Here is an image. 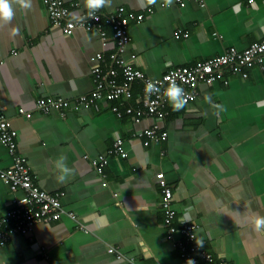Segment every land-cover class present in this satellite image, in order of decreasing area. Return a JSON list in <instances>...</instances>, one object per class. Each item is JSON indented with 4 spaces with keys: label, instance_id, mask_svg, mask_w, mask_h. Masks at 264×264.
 Here are the masks:
<instances>
[{
    "label": "crops",
    "instance_id": "1",
    "mask_svg": "<svg viewBox=\"0 0 264 264\" xmlns=\"http://www.w3.org/2000/svg\"><path fill=\"white\" fill-rule=\"evenodd\" d=\"M63 2L73 19L87 12L83 0ZM117 6L143 15L129 22L125 57L134 54L132 65L149 78L264 38V0H188L184 6L172 0L167 7L164 0H113L100 11L108 15ZM13 7V21L0 22V114L17 133L15 152L33 182L59 194L76 219L62 215L36 223L28 235L10 236L0 247V264H127L128 258L134 264H185L167 238L160 172L171 191L172 224H196L195 241L203 242L213 264H264V230L253 225L254 214L264 216V61L247 69L245 78L223 69L212 82L198 84L184 109L174 111L167 102L163 118L135 121L140 83L132 85L130 98L114 102L120 116L108 104L98 111L67 109L65 116L40 112L38 98L74 101L91 92L90 57L113 51L111 28L104 26V46L96 30L65 35L52 26L42 0L27 10ZM177 30L187 36L174 37ZM213 103L224 106L218 117ZM125 106L132 113H124ZM153 125L167 136L145 143L138 133ZM116 136L125 157L109 153ZM100 154L107 158L101 173L91 162ZM61 157L72 169L64 182L57 179ZM12 164L0 143V169ZM22 196L0 180V216ZM101 216L107 223L98 227Z\"/></svg>",
    "mask_w": 264,
    "mask_h": 264
},
{
    "label": "built area",
    "instance_id": "2",
    "mask_svg": "<svg viewBox=\"0 0 264 264\" xmlns=\"http://www.w3.org/2000/svg\"><path fill=\"white\" fill-rule=\"evenodd\" d=\"M42 1L51 25L59 28L65 35L71 34L76 28L96 30L101 36L102 45L106 46L107 36L104 30L106 25L111 28L115 48L107 56H104L102 52H96L90 57L93 89L89 94L80 95L74 101H69L60 96L38 98L35 107L40 112L56 110L61 116H65L67 109L98 111L102 105L105 107L108 104L109 109L120 116L121 111L114 102L130 98L132 85L140 83L142 94L139 99L140 108L134 110L135 121L144 115L163 118L166 114L167 100L162 93L170 83L167 78L175 80L176 84L184 89L189 97V102L195 98L199 83L212 82L222 74L223 69L245 78L247 77V69L264 61V38H262L242 50L229 46L222 54L197 61L192 65L173 67L160 77L149 78L132 65L130 60L134 58V54H130L128 58L125 57L126 47L131 40L128 33L129 22L141 21L142 14H125L124 7L117 6L108 15L102 14L99 10L91 18L85 12L80 18L73 19L69 16V11L63 0ZM186 1L188 0H176L180 6H184ZM248 1L252 2V0ZM180 35L186 37L187 33L177 30L174 37L178 38ZM106 61H108V65L105 63ZM148 81L158 82L157 86L161 88V93L149 95L146 92ZM124 109V113L130 114L133 111L131 107L127 106ZM26 115L29 116L30 114L26 113ZM138 135L145 138V143H147L148 141L164 140L167 133L162 129L159 130L157 125H153L140 131ZM16 136V131L0 114V143L6 147L13 158V164L9 168L0 169V180L8 186L12 193L17 191L23 193L22 198L13 200L14 207L0 216V247L4 246L10 236L14 234H30L36 223L50 224L62 215H67L72 220L76 219V215L72 211H66L62 206L59 194L48 193L33 182L25 159L15 152ZM109 153L119 157L126 156L120 137L116 136L113 139ZM91 162L95 169L101 173L103 166L107 163V158L100 154L91 159ZM156 177L162 187L164 205L166 206L164 220L168 226L167 238L177 246L179 255L185 264L189 259L193 260L195 264H213V256L206 249L196 245L195 230L198 227L196 224L188 222L181 227H175L172 224L174 214L169 205L170 188L166 186L163 173H157ZM177 231L181 235L174 237L173 235ZM28 239L33 242L32 238L29 237ZM107 252L113 253L115 251L109 247ZM117 256L120 257V255ZM127 264L134 263L132 259L128 258Z\"/></svg>",
    "mask_w": 264,
    "mask_h": 264
},
{
    "label": "clouds",
    "instance_id": "3",
    "mask_svg": "<svg viewBox=\"0 0 264 264\" xmlns=\"http://www.w3.org/2000/svg\"><path fill=\"white\" fill-rule=\"evenodd\" d=\"M84 6L87 10V15L89 18L95 16V13L102 8H110L112 6L113 0H83ZM157 0H147L148 4H155ZM14 3H18L22 5L24 9H31L33 7V0H0V22L4 25L10 24L14 17ZM172 0H164V6H171ZM80 14H77V18H79ZM14 34L19 33V29H13ZM170 80L168 87L164 90L162 95L166 98L169 106L174 111H180L187 106L188 95L185 93L184 89L176 84L175 80L171 78H167ZM158 82L148 81L146 83V92L151 95L154 93H161V88L157 86ZM208 99V98H206ZM211 103V101L209 100ZM212 108L214 109L213 115L217 117L220 115L222 111H224V106L220 104H212ZM63 157H61L57 163V168L61 170L62 174L58 175L57 179L60 182H64L67 178L72 174V169L68 168L63 163ZM239 215V213H236ZM98 221L103 223H98V227H102L107 223L106 218L101 216L98 217ZM253 225L256 231L264 230V216L259 214H254ZM197 247H203V242L199 241L196 243ZM186 264H195V262L191 259L186 261Z\"/></svg>",
    "mask_w": 264,
    "mask_h": 264
},
{
    "label": "trees",
    "instance_id": "4",
    "mask_svg": "<svg viewBox=\"0 0 264 264\" xmlns=\"http://www.w3.org/2000/svg\"><path fill=\"white\" fill-rule=\"evenodd\" d=\"M125 14H129V13H134V12H131V11H127L126 9H125V12H124ZM70 16V15H69Z\"/></svg>",
    "mask_w": 264,
    "mask_h": 264
}]
</instances>
